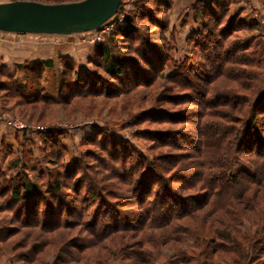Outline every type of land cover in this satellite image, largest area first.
<instances>
[{
    "label": "trees",
    "instance_id": "1",
    "mask_svg": "<svg viewBox=\"0 0 264 264\" xmlns=\"http://www.w3.org/2000/svg\"><path fill=\"white\" fill-rule=\"evenodd\" d=\"M172 6V0H135L133 9L114 32L93 47L91 70L78 74L70 59L60 57L59 100L48 98L36 84L44 80V70L52 68V61L37 62L33 65L36 69L28 67V63L16 66L29 71V80L34 81L28 83V88L32 90L35 85L34 90L39 91L35 95L20 85L21 80L11 81L19 93L16 96L24 99L21 105H31L32 109L39 102L44 107L68 106L76 96L114 98L148 89L162 78L164 82L159 92L155 91L153 104L140 109L141 122L145 119L152 124L180 122L191 126L196 136L192 145V137L184 131L171 139L163 132L147 130L144 134H149L150 144L148 154H143L133 151L132 144L128 150V142H120L107 132L94 133L82 143L96 147L113 164L100 169L83 163L85 158L95 156V152L88 150L70 159V169L65 166L56 175H46L53 177L48 186L43 185L39 174L35 182L17 175L13 188L1 187L0 196H9L12 205L14 202L21 207L18 217L24 216L25 222L29 220L26 224L31 228L45 232L70 226L86 228L87 237L72 242L70 248L75 249V254H69L63 260L65 263L90 264L91 257L104 264L107 256H114L122 261L131 260L130 264H159L160 248L168 246L175 251V257L163 264H264L259 254H264V209L261 212L258 207L264 199V61L258 58L252 64L254 60L247 61L245 55L250 47L242 40L230 41L240 30L256 31L261 25L254 18L245 23L237 19L238 15L231 14L230 4L224 0H195L187 16L192 22L186 39L190 51L178 60L171 54L172 46L165 34L169 28L170 32L175 30L169 20ZM123 11L121 1L117 14ZM210 54L214 56L211 60ZM166 68L172 72L166 74ZM219 78L229 81L228 84L220 81L213 86ZM172 91L176 96H172ZM181 105L185 106L182 112L188 113L187 116H178L181 110L172 111V106ZM41 115L43 111L39 119ZM61 132L47 128L40 134L44 158L60 156L63 165L64 148L58 141ZM160 147L177 153L157 155L155 151ZM10 148L11 143L0 139L3 161ZM191 149L195 150L194 161L187 153ZM240 156L249 167L234 171L235 158L241 159ZM103 163L106 162L93 164ZM3 176L0 171V185ZM113 180L124 188L118 186L115 201H108L116 192L113 187L117 186L108 184ZM175 183L179 187H172ZM253 188L254 196L249 195ZM82 191L89 195L87 208L95 207L92 215L85 208H78V198L69 205L65 202L66 196L69 197L66 194L78 196ZM41 204L44 211L39 213ZM127 205L131 211H121ZM64 210L73 221L60 219ZM38 216L45 220L41 222ZM244 222L249 223L245 230ZM190 225H196L206 235H198ZM126 231H131L134 243L131 253L121 248L99 250L103 243L107 244L106 240L114 245V236ZM7 236V230H0V244ZM36 246L35 253L30 256L25 253L19 261L27 258L28 264H47L44 255L48 247L41 250V244Z\"/></svg>",
    "mask_w": 264,
    "mask_h": 264
},
{
    "label": "rangeland",
    "instance_id": "2",
    "mask_svg": "<svg viewBox=\"0 0 264 264\" xmlns=\"http://www.w3.org/2000/svg\"><path fill=\"white\" fill-rule=\"evenodd\" d=\"M9 1L10 0H0V3ZM24 1L56 4L76 2L80 0ZM172 1L173 6L169 10V20L171 26L175 27V30H171L170 32L169 28L165 34L169 38L172 46L171 54L173 57L180 60L190 51V46L187 45L186 39L191 33L192 22L190 19H187V16L190 14L192 3L195 0ZM134 2L135 0H122V7L124 8L123 12H128L133 9ZM224 3L228 4V6L230 4L229 9L231 14H237V19L242 22H248V20L252 18L259 21L261 29L258 28L256 31L240 30V32L232 36L230 41L231 43H235L242 40L245 42V45L250 47L245 55L247 56V61L254 60L252 64H256L258 58L264 61V0H224ZM86 36L87 34L84 33L63 36L31 34L7 36L10 37L7 39H13L14 41H11V43L14 42L15 44H9L8 47H6L7 50H1L0 52V139L4 138L7 142L11 143V148L9 154L5 156V161H3V158L0 156V171H2V176L5 175V177L3 176L4 180L0 185V189L1 187L3 189V187L10 188L14 186L18 181L17 175H21L24 180L29 179L30 181L35 182L36 176L40 174L42 175L41 182L43 185L48 186V181L53 177L51 176V178H48L46 175H56L58 172L64 171L63 169L65 166L67 169H70V163L72 162L70 159L77 157L78 155L82 156L83 153H86L88 150L95 152V156L93 155L92 158H85L83 163L92 164L91 167L97 166L100 169H103V165L113 164L114 162H111L108 158L105 159L102 154L96 151V147L87 146L88 144L84 145L82 143L84 139L92 137V134L94 133L102 135L107 132L120 142H128V150H131L130 144H132L133 151H138L143 154H148L147 148L150 144L147 139L149 138V136H147L149 134H144V132H148L147 130L152 132H163L170 136L171 139H175L178 133L184 131L192 137V145H194V139L196 136L192 133L191 126L180 124V122L172 124H152L149 123V121H146L147 119H145V122H141L143 118L140 117V109H147L153 104L154 96L159 92V89L164 82L162 78L161 80L157 79L156 83L148 89H139L132 93L129 92L109 99H104V97L77 99L76 96L71 100L68 106L50 105V107H44L43 104L39 102L38 104H35L37 105V108L32 109L31 105H21L23 104L24 99H20L16 96L19 93H17L15 87L11 85V81L21 80V82H19L20 85L25 88L27 87V91H30L31 89L28 88V83L33 82L34 80H29V71L25 72L23 69L16 66L28 63V67L36 69V67L33 66L35 63L46 60L52 61V68L44 70V80L39 83L36 82V84L41 86L39 91L45 94L48 98L59 100V73L62 68V62L59 61L60 57L70 59V65H72L78 74H82L86 69H93V47L96 44H88V40L85 38ZM23 43L28 44L26 45V49L25 46L18 47L19 44ZM213 53H215V51ZM213 57L214 56L210 54L209 60ZM254 68L255 67L252 69ZM255 71H258V69ZM164 72L166 74L171 73L172 69L170 70L166 68ZM220 81L226 82L222 78H219L213 83V86H218ZM250 82L252 84L251 80ZM253 84H255V82H253ZM34 87L35 85L33 86L31 93L37 95L39 91L34 90ZM221 88L230 89L229 87ZM171 93L173 97L176 96V92L172 91ZM67 98L68 97H66V99ZM184 107L182 105L179 107L172 106L171 109L172 111L181 110L178 112V116H187L188 113H186V115L183 113L185 112ZM42 111L44 112V115H41L39 119V114ZM181 113H183V115H181ZM8 122L12 125H8ZM19 123L24 127L22 129H15L16 127L13 125H19ZM47 128L60 130V132L62 131L58 141L64 148V158L62 157V163L64 166L60 162V156L58 158L52 157L51 160L44 158L45 154L42 150V147L44 146L43 136L40 132L43 130L45 131ZM173 136L176 137L174 138ZM176 143L184 144L182 140H176ZM103 146L105 147L108 145L103 144ZM155 152L157 155L162 153L165 155L169 153H177L175 150L167 147H160ZM187 153L191 154L189 156L191 158L190 160L194 161L195 158L192 154L195 153V150H188ZM135 155L134 152V156ZM52 160L54 162H52ZM67 160H70L69 163H67ZM245 160V158L241 157V159H239L236 157L233 167L234 171H238L239 169L245 170L246 167H249ZM100 161L106 163H103L102 165L93 164L99 163ZM129 164L133 165V160L131 161V159H129ZM160 165H163V162ZM93 172L94 171H91L92 175ZM160 175L161 174H158V176ZM108 184L117 186L113 187L115 191L118 186L124 188V186L117 183L116 180L109 181ZM172 187L177 188L179 187V184L175 183ZM253 190L254 188L249 192V195L254 194ZM179 192L181 195L185 194L182 191ZM115 193H117V191L108 198V201H115ZM190 193L191 192H189V194ZM66 195L69 196L68 198L67 196L65 198V202L68 203V205L73 199L78 198L79 200H76L77 205L79 206L78 208H85L86 212L92 215L95 207L90 206V208H87L90 202H88L89 195L86 194V192L84 193V191H82L78 196L73 193ZM102 197L104 201H107V198L104 195H102ZM262 202L263 204L258 206L259 211L261 212L262 209H264V199ZM10 204L9 196H0V230H7L8 233L7 239L3 244H0V264H28L27 258L24 259L23 262L19 260L23 257L22 255H25V253H28L29 256L30 254L35 253V249L38 248V246H36L38 243L41 244V250H45L48 247L45 250L46 254L44 255L47 264H69L65 263L63 260L68 259L69 254H75V249H71L70 246L75 239L87 237L88 233L86 228L83 226H70L68 229L64 227V229L53 230L50 232L37 230V228L35 229L27 226L26 223L29 224V220L25 219L26 222L22 221L24 220V216L21 219L18 217L21 208L20 206L14 202L13 205L11 204L10 206ZM130 208L131 206L127 205V207H123L121 211H131ZM42 211H44V208L41 204L40 207H38V212L42 213ZM23 215L25 214L23 213ZM53 217L55 220L56 216ZM38 218H40L41 222L45 220V217L42 216H38ZM60 219L62 221L71 222L74 218L68 217V211L64 210ZM88 220H90V218H88ZM20 222H25V224L22 225ZM243 224L244 230L249 227L248 222H244ZM190 226L195 229L194 231L198 235H206L203 232H199L196 225ZM114 240H116L114 245H110V241L106 240L108 245L103 243L99 250L107 252L109 249L118 251V248H121L127 253H131V250H134V243L131 242V231H126L124 234L114 236ZM259 254L264 259V254ZM118 255L119 254H117V256ZM160 256L161 257L157 263H168V261H171L175 257V251L168 249V246H163L160 248ZM88 261H90V264H99L91 257ZM130 261H122L119 257L112 256L110 258L107 256V262L104 264H130Z\"/></svg>",
    "mask_w": 264,
    "mask_h": 264
},
{
    "label": "water",
    "instance_id": "3",
    "mask_svg": "<svg viewBox=\"0 0 264 264\" xmlns=\"http://www.w3.org/2000/svg\"><path fill=\"white\" fill-rule=\"evenodd\" d=\"M121 1L45 4L14 0L0 3V32L63 36L96 31L117 14Z\"/></svg>",
    "mask_w": 264,
    "mask_h": 264
},
{
    "label": "built area",
    "instance_id": "4",
    "mask_svg": "<svg viewBox=\"0 0 264 264\" xmlns=\"http://www.w3.org/2000/svg\"><path fill=\"white\" fill-rule=\"evenodd\" d=\"M10 1H14V0H10ZM126 13L127 12H122L120 13V15L116 14L115 16L110 18L108 21H106L100 27V29L96 31L84 33V34H87L85 38H87L88 44L93 45V44H97V43L104 41L105 37L112 34L114 30L116 29V27L119 25V23L122 22V20L126 16ZM8 125H12V124L8 122ZM13 126L16 127L15 129H22L24 127L21 123H19V125H13Z\"/></svg>",
    "mask_w": 264,
    "mask_h": 264
},
{
    "label": "crops",
    "instance_id": "5",
    "mask_svg": "<svg viewBox=\"0 0 264 264\" xmlns=\"http://www.w3.org/2000/svg\"><path fill=\"white\" fill-rule=\"evenodd\" d=\"M8 35H14V36H16V34L15 33H5V32H0V52H1V50H7L6 49V47H8V45L9 44H11V45H13V44H15L14 42L13 43H11V41H14L13 39L11 40V39H7V38H10V37H7ZM19 35H22V34H17V36H19ZM26 45H28L27 43H23V44H19V46L18 47H23V46H25V49H26ZM14 46H17V45H14Z\"/></svg>",
    "mask_w": 264,
    "mask_h": 264
}]
</instances>
